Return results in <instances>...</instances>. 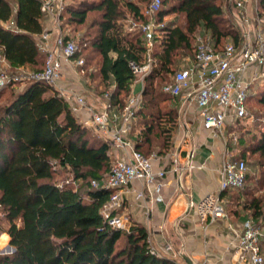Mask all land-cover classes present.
<instances>
[{
	"label": "trees",
	"instance_id": "16d2710c",
	"mask_svg": "<svg viewBox=\"0 0 264 264\" xmlns=\"http://www.w3.org/2000/svg\"><path fill=\"white\" fill-rule=\"evenodd\" d=\"M67 2L62 13L63 26L83 24L89 12H98L92 20L96 35L90 45L101 56V81L114 82L107 109L119 112L135 79L129 63L140 64L145 58L143 37L127 39L120 34L119 21L126 14L144 20L141 7L138 1L131 0ZM256 11L264 15V0H257ZM169 13L182 14L183 24L169 20L164 24L166 36L154 38L152 66L142 80L141 102L134 113L140 123L147 122L138 134L145 140L146 149L139 148L138 142L134 146L144 155H148L153 143L166 144L158 136L165 131L160 119L173 126L176 117L171 104L164 108L160 105L174 97L164 93L162 87L161 93L156 92L154 79L172 71L176 55L191 51V38L201 29L209 33L216 47L225 38L237 49L243 44V35L225 16L217 0H161L158 15ZM232 13L236 24L238 18ZM8 20L14 22V29L2 25ZM44 20L39 0H0V58L11 71L22 66L31 71L42 69L44 55L35 36L44 30ZM87 50L83 43L76 53L84 58L82 70L90 60ZM256 84L252 93L255 95L260 89L258 102L264 108V87ZM252 135L250 141L243 134L238 136L237 145L256 154V165L264 169V129ZM109 150V141L92 135L68 102L48 84L27 81L10 90L0 103V210L9 222L7 234L14 250L0 255V264H177L169 256L150 253L143 225L134 223L123 231L111 227L102 216L100 209L112 191L91 186V180H99L107 173L112 162ZM59 176H72L80 184L59 186ZM248 176L247 171L241 189L222 194L226 193L229 200L248 211L247 216L259 221L264 219V208L261 197L247 191ZM257 182L264 186V171Z\"/></svg>",
	"mask_w": 264,
	"mask_h": 264
},
{
	"label": "built area",
	"instance_id": "2783aa9c",
	"mask_svg": "<svg viewBox=\"0 0 264 264\" xmlns=\"http://www.w3.org/2000/svg\"><path fill=\"white\" fill-rule=\"evenodd\" d=\"M39 1L41 13L49 22V28L37 35L38 48L44 55L43 67L38 71L21 67L11 71L2 59L6 68L0 70V90L9 84L43 81L68 102L73 112L82 114L84 116L82 122L97 129L114 150L127 148L121 157L112 160L104 177L91 180V186L112 191L100 209L102 216L111 227L127 231L131 226L129 219L125 215L118 214L125 195L131 194L135 199H142L144 196L142 190H136L131 185L134 181H142L154 192H158L167 172L163 167L154 171L153 155H144L125 141V136L132 127L134 113L141 102V92L129 94L123 107L115 115H112L107 108L96 111L88 106L77 83L69 82L64 77L67 68L72 73L80 75L84 65V58L76 56L78 46L75 38L68 33L69 28L62 25L66 0ZM232 2L237 10L238 23L245 31V26L251 25L246 7L254 5L256 12L257 0H232ZM160 8L161 0H150L142 11L145 19L139 22L138 29L145 44V58L140 64L129 63L136 81L142 82L151 69L154 38L166 36L165 23L158 17ZM2 25L5 28H15L12 20ZM252 31L251 35L246 31L243 33L245 38L238 49L231 42L216 47L210 35L197 34L193 54L183 58L184 63L162 86L164 93L171 97H183L195 105L202 128L212 137L224 139L223 131L227 125L254 118L248 109L247 99L250 88L264 80V20L262 18L255 17ZM117 119H119L118 123L112 126L111 122ZM237 140L238 136L235 133L224 139L225 154L217 169L218 190L204 195L196 202L189 201L188 207L192 208L194 217L200 222L225 217L222 192L241 189L245 185L246 161L243 158L234 159L227 151L226 143L231 142L235 145ZM191 156L192 153L185 163V168L191 170L201 167L191 163ZM178 158V152L172 151L173 170L180 168ZM185 218L186 214L181 216L179 221H184ZM227 229L225 256L219 257L222 264H264L262 249L264 219L255 221L247 216L238 224L229 223ZM149 250L156 256L175 252L169 242L161 243L159 248L149 243Z\"/></svg>",
	"mask_w": 264,
	"mask_h": 264
},
{
	"label": "crops",
	"instance_id": "0c3cea01",
	"mask_svg": "<svg viewBox=\"0 0 264 264\" xmlns=\"http://www.w3.org/2000/svg\"><path fill=\"white\" fill-rule=\"evenodd\" d=\"M246 13L250 18L251 25L245 26V31L251 35L255 17L258 16L264 20V15H258L257 11L255 12L254 5L247 6ZM43 25L44 29L49 28V22L46 19ZM35 38L37 41V35ZM244 38L243 36V41ZM21 68L29 70L30 67L22 66ZM64 77L65 80L74 82L78 75L67 68ZM141 84L142 82L134 80L129 94L141 92ZM83 85H85V81ZM83 85L81 82L80 85L77 84V87L83 95L84 92L88 94V88ZM172 100L173 103L169 105L176 109L173 126L170 122H166L164 118L160 119V126L165 131L159 133L158 136L166 141V144L164 145L162 141V145L153 143L147 152L148 155H153L152 167L154 171L162 167L167 171L163 185L158 192H154L144 182L134 181L131 187L142 190L144 196L142 199H135L131 194L125 195L118 214L127 216L130 225L134 223L143 225L147 230L150 245L159 248L163 242L171 243L173 249H175V257H178L182 263H186L185 256L191 262L222 264L219 257L225 256L224 251L228 239L227 225L229 223H240L249 213L232 200H229L230 197L223 193L225 217L205 222H200L194 217L192 208L188 207L189 201L196 202L204 195L218 190L219 176L217 169L225 154V146L220 137H212L208 131L202 128L198 118V109L192 102L183 97H174ZM86 102L88 106L96 111L104 109L100 98L99 100L91 99L86 95ZM97 108L102 109L97 110ZM110 113L115 115L119 112L110 110ZM75 115L82 122L84 116L79 112H75ZM118 121L119 119L111 122V125H116ZM146 123L145 121L140 123L138 115H134L132 129L125 136V141L130 146L134 147L138 142L140 144L139 148L146 149L145 140L138 135L139 131L146 126ZM169 127L173 128L168 131L167 128ZM99 134L101 135L100 132ZM164 137L166 140H164ZM137 139H140V141H137ZM125 149L114 150L110 145L111 160L121 157ZM172 151H177L179 154L178 165L180 168L178 170L172 169ZM191 153V163L201 165V167L188 170L185 168V163ZM231 204L237 206L231 208L229 207ZM185 214V220L179 221V218ZM175 262L178 264L179 261L175 258Z\"/></svg>",
	"mask_w": 264,
	"mask_h": 264
},
{
	"label": "rangeland",
	"instance_id": "374dc122",
	"mask_svg": "<svg viewBox=\"0 0 264 264\" xmlns=\"http://www.w3.org/2000/svg\"><path fill=\"white\" fill-rule=\"evenodd\" d=\"M70 1L72 0H68L67 3H70ZM131 1H134V2L138 1L142 11L144 7L146 6V4H148V1H144V2H140L139 0H131ZM217 2L221 4L224 10L225 16L234 22V25L240 30V33L243 35L244 30L241 28L240 24L239 23L235 24L234 15L232 12L236 14L237 10L234 7L232 0H217ZM97 16H98V12L96 11L89 12L83 24L71 23L69 25H66L65 27L69 28L68 33L72 37L75 38V41L78 47L80 45H83V43H86L87 49H88L87 50L88 56L90 58L87 67H85V69H83V72L80 73V75H78V78L76 79L78 82L76 80H74V82H76L79 85L82 82V85H83L85 81V85L83 86H86L89 91L88 94L84 92L85 99H86V95L89 96V98L91 99L99 100L100 98V100H102L103 102V107L107 108L109 104L108 97L110 93L112 92V90L114 89V85L111 79H109L105 83L101 81L100 74L98 71L100 61H101V56L97 52V50L93 46L91 47L90 45L92 44V40L94 39L96 35V32H95L96 28L92 24L93 23L92 20L95 19ZM158 17L160 18V21L163 23H166L167 21L172 20V19H176V21L179 24H183L182 14L169 13L163 16L158 15ZM139 22H140L139 19L133 18L130 14H126V16L122 20L119 21V24L121 25L120 34L124 35L127 39H131V40L132 39L134 40L136 37H143L142 34L139 33V29H138ZM197 34H204V35L208 34L209 35L208 32H205L201 29L191 38V51L190 52L182 51L181 55L180 54L176 55L174 57L175 61L173 65L171 66L172 71L168 74L163 73L160 77H156L154 79V85H155L156 92L161 93V87L164 81L169 80L172 73L175 70H177L182 65V63H184L182 59L187 55L191 56L193 54L195 36ZM228 42H231V40L228 38L222 39L220 47H222L225 43H228ZM153 50H156V46L153 47L152 52ZM5 68H6L5 64L3 60L0 58V70L5 69ZM258 84L260 85L261 88L264 87V80H262ZM23 85H24L23 83H17L14 86H11V87L7 86L6 88H4L2 94L0 95V103L5 100V98L8 96L12 88H20ZM141 85L143 86V81ZM254 87H258V85L254 84L250 88V92L248 94L249 97L247 99V105L250 107V114H252L254 117L253 120L247 119L240 123L227 125L223 131L224 139L229 138L232 133H235L237 136H240L243 134V138L245 137L247 140L250 141L251 137L253 136L252 134L254 133L258 134L260 129H264V108L258 102L259 94H257V92H259L260 89L259 88L256 89V93L255 95H253L252 91ZM128 96H125L126 99ZM160 99H161V96H160ZM158 101L161 102V100H158ZM170 103H173V100L169 98L165 102L160 103V105H162L164 108V107H167ZM100 109L97 108V110H100ZM242 124L244 126L240 127L242 126ZM84 125L90 129V132L92 135H96V136L100 135L98 130L95 129L93 126L87 125V124H84ZM248 129H249V132L245 133V130H248ZM224 139L221 138L220 140L225 146ZM226 145H227V151L229 155L233 156L234 159L237 158L236 156L242 155V158L247 162V171L249 173L248 181L246 183L247 185L246 188L248 189L247 191L253 195L261 197L262 205L264 208V186L257 182V180L259 181V179L261 178V174L264 171V169L256 165L257 155L244 151L242 146H240L239 144L232 145L231 142H228L226 143ZM63 178L60 176L56 178L58 180L57 181L58 184L66 183L74 187L79 186L78 184H80V182L78 180H74L72 176H68L67 178H64V179ZM244 198L248 199V196L246 197L245 195ZM235 205L231 204L229 205V207L234 208ZM238 206L240 205L238 204ZM8 228H9V222L4 216V213L0 210V255L9 254L13 252L14 250V248L11 247V245L9 244V236L7 234ZM262 247H264L263 244H262ZM165 256L171 257L172 259H174V261L176 258L179 261L178 264L182 263L180 262L181 260L178 257H175L174 253H170Z\"/></svg>",
	"mask_w": 264,
	"mask_h": 264
},
{
	"label": "water",
	"instance_id": "95a60500",
	"mask_svg": "<svg viewBox=\"0 0 264 264\" xmlns=\"http://www.w3.org/2000/svg\"><path fill=\"white\" fill-rule=\"evenodd\" d=\"M184 260H185V262H186L187 264H190V262H191V261L189 260V258H187V257H185V256H184Z\"/></svg>",
	"mask_w": 264,
	"mask_h": 264
}]
</instances>
